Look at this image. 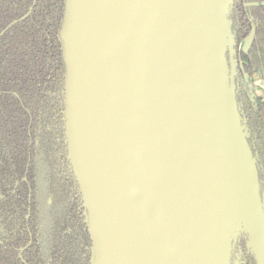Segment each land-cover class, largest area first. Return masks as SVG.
Segmentation results:
<instances>
[{
    "label": "water",
    "instance_id": "obj_1",
    "mask_svg": "<svg viewBox=\"0 0 264 264\" xmlns=\"http://www.w3.org/2000/svg\"><path fill=\"white\" fill-rule=\"evenodd\" d=\"M231 5L232 0H65L60 29L65 135L92 240L91 264H182L189 252L158 224L146 192L158 174H166L153 196L173 202L166 179L173 174L169 161L176 159L167 160L164 147L150 153L157 143L145 116L150 108L165 112L180 106L194 116L200 113L193 106L202 107L213 120L200 125L214 132L198 126L182 136L179 144L187 145L182 158L191 166L190 175L173 191L178 196H218L220 191L210 184L198 183L210 176L206 163L216 162L222 153L209 152L208 146L222 147L219 126L231 121L248 152L254 179L246 184L250 204L243 229L219 249L230 264L232 242L246 234L255 263L264 264L263 203L235 99ZM196 19L203 23V33L196 31ZM158 69L174 70L175 75L157 83L152 75ZM186 83V92L170 104H153L168 87ZM152 86L159 88L158 94L149 100ZM203 204L212 212L218 206L214 201ZM183 221L182 215L171 219L172 231L178 232ZM204 261L217 264V257Z\"/></svg>",
    "mask_w": 264,
    "mask_h": 264
},
{
    "label": "trees",
    "instance_id": "obj_2",
    "mask_svg": "<svg viewBox=\"0 0 264 264\" xmlns=\"http://www.w3.org/2000/svg\"><path fill=\"white\" fill-rule=\"evenodd\" d=\"M263 2L232 0L229 22L235 63L239 42L254 26L253 43L239 59L246 75L258 70L264 79ZM64 10L65 0H0V264H91L92 240L65 135ZM244 105L260 131L247 138L249 120L243 125L240 118L262 196L264 102L245 99ZM232 249L242 264H256L246 234Z\"/></svg>",
    "mask_w": 264,
    "mask_h": 264
},
{
    "label": "bare ground",
    "instance_id": "obj_3",
    "mask_svg": "<svg viewBox=\"0 0 264 264\" xmlns=\"http://www.w3.org/2000/svg\"><path fill=\"white\" fill-rule=\"evenodd\" d=\"M195 28L198 33H203V23L196 19ZM187 70V69H186ZM174 70L163 71L156 70L152 77L157 83L164 82L174 77ZM187 83L178 86L168 87L164 94L154 100L158 94V87L152 86L149 90V100H154L153 104L163 106L173 102L178 96L184 94L187 90ZM198 111V116L186 115L183 106L174 110L159 112L150 108L145 116L144 123L149 125L150 136L155 139L156 145L150 148V153H154L156 148H163V153L167 160L174 157L176 162H170L173 174L168 175L166 186H170V198L173 202L167 204V197L162 196L163 202L153 196V191L160 187V181L166 174H158L153 188H147V201L154 209L156 221L161 228L169 232L168 235L178 245H184L189 248V252L182 261V264H206L204 258L214 255L217 257V264H228V260L223 259L219 249V244L229 240L230 236H235L238 227L249 212L250 199L247 196L246 184L254 179L252 165L249 159L245 145L241 143L235 132V126L231 121L223 120L219 126V131L223 136V144L220 146H208V151L218 156L216 162L206 163L210 171V176L200 181L199 186L210 184L213 188L220 191L218 196L213 194L186 193L178 196L173 191V186L188 173L191 166L183 161L182 155L187 150V145H180L179 141L188 132L201 126L208 133H213L210 126H202L201 122H210L212 116L205 112L200 106H193ZM166 147V148H165ZM189 148V147H188ZM202 156L201 154L197 155ZM188 173V174H187ZM186 181L182 184L185 186ZM163 187V186H162ZM178 201V202H177ZM198 202L195 204L194 202ZM206 201H214L218 206L214 212L203 204ZM183 216V221L179 225L178 232L172 231L174 225L170 220L178 216ZM195 222V224H194ZM198 223V224H197ZM197 224V225H196ZM172 231V233H171ZM171 233V234H170ZM171 251H174L171 248Z\"/></svg>",
    "mask_w": 264,
    "mask_h": 264
},
{
    "label": "flooded vegetation",
    "instance_id": "obj_4",
    "mask_svg": "<svg viewBox=\"0 0 264 264\" xmlns=\"http://www.w3.org/2000/svg\"><path fill=\"white\" fill-rule=\"evenodd\" d=\"M248 5H250V4H246L245 6H248ZM263 5H264V2H263ZM253 38H254V26L251 25V30H250L249 34L244 39H242L239 42L238 46H237V52H236V62L237 63H235V58L233 56L234 73H235V75H234V85H237V87H239L238 85H241V88L244 90V96L242 97L241 96L242 94L240 93V91H242V89L239 88L238 93L236 94V92H237V87H236L235 99H236V104H237V110H238V114H239L240 118L243 119L242 124L243 125L246 124V122H245L246 118L249 120L248 124H250L249 125L250 129H248V128H246L244 126L245 130L248 133V137L247 138L255 137L260 131H259V128L256 125H254V121H253L254 119L250 115V108L244 107L245 106L244 105L245 99H247L250 102H254V101L264 102V79H263V77L261 76V74H260V72L258 70H254L253 74L251 76L246 75L243 72L244 62L239 59L241 54L242 55L247 54V52L249 51V49H250V47H251V45L253 43ZM227 60L229 61V56L228 55H227ZM236 64H237V67H236ZM236 68H238V70L240 71L239 74L236 73V71H237ZM255 78H259L260 81L263 83V85L261 86V89H262L261 90V93H262L261 96H255V95H253L252 93H250L247 90L248 88H247V85L245 83V80L248 79L249 81H253ZM249 133H250V135H249ZM59 162H60V160H59ZM60 167H61L60 170L63 171V174H64L65 173L64 172L65 171V166L61 165ZM259 191H260V189H259ZM261 198L264 201V188L262 190ZM50 201L51 200L48 199V203H50ZM84 211H85V209H84ZM230 264H242L241 260L236 256L235 252H232V258H231V263Z\"/></svg>",
    "mask_w": 264,
    "mask_h": 264
},
{
    "label": "rangeland",
    "instance_id": "obj_5",
    "mask_svg": "<svg viewBox=\"0 0 264 264\" xmlns=\"http://www.w3.org/2000/svg\"><path fill=\"white\" fill-rule=\"evenodd\" d=\"M245 83L247 85V90L252 93L255 96H261V86L263 85V83L260 81L259 78H255L253 81H249L248 79L245 80ZM243 227H241V225L239 226L238 230L242 231ZM236 236V235H235ZM235 236H230V238H234ZM229 238V239H230ZM232 247H233V242L231 244V255H232Z\"/></svg>",
    "mask_w": 264,
    "mask_h": 264
}]
</instances>
